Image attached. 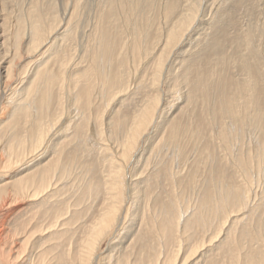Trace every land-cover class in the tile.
Masks as SVG:
<instances>
[{"label": "bare ground", "instance_id": "obj_1", "mask_svg": "<svg viewBox=\"0 0 264 264\" xmlns=\"http://www.w3.org/2000/svg\"><path fill=\"white\" fill-rule=\"evenodd\" d=\"M56 1L0 0V264H264V0Z\"/></svg>", "mask_w": 264, "mask_h": 264}, {"label": "rangeland", "instance_id": "obj_2", "mask_svg": "<svg viewBox=\"0 0 264 264\" xmlns=\"http://www.w3.org/2000/svg\"><path fill=\"white\" fill-rule=\"evenodd\" d=\"M15 1H19V0H6V2H5V8L7 9V12H8V8H12V12H11V17L13 18V17H15L16 16V14L18 13V15H17V17H21V19H23V21L25 22V24L26 23H34L35 24V21H36V23L39 21V23L41 22V19H40V14L43 16V22L42 23H44L45 25H46V21H47V16H49V13H52L51 11V8H49L48 9V7H53L52 5H57V1L56 2H53V1H55V0H37L36 2H35V7H34V9H29L30 7H28V6H26V7H24V8H17V7H19V6H17L18 4H19V2H18V4L15 2ZM45 1V3L43 4L42 2H44ZM50 1V2H49ZM47 2V3H46ZM49 2V3H48ZM15 3H16V6H14L15 5ZM42 4V5H41ZM22 6V5H21ZM17 9H16V8ZM28 7V8H27ZM14 8H15V11L16 10H18V12L16 13L15 11H14ZM31 10H33V12L32 13H30V11ZM48 10H51V11H48ZM39 12H40V14H39ZM47 12V13H46ZM49 12V13H48ZM14 13V14H13ZM13 14V15H12ZM20 14V15H19ZM46 15V16H45ZM244 17V19H243V17ZM16 17V18H17ZM19 17V18H20ZM37 17H38V19H37ZM15 18V19H16ZM239 18L241 19V24H243V22H248V17L246 18V16L244 15V14H239ZM43 24V25H44ZM246 24V23H245ZM259 50H262V49H259ZM228 56V55H227ZM206 65H208V63L207 64H204L203 66L204 67H206ZM207 67H209V65L207 66ZM203 68V69H208V68ZM202 69V68H201ZM211 70V69H210ZM204 71V70H203ZM206 81H208V80H206ZM208 82H212V80H210V81H208ZM207 82V83H208ZM209 84H211V83H209ZM170 88V87H169ZM169 88H168V90H169ZM208 88V90H209V88L210 89H212L211 91H213V92H215L216 91V89L213 87V85H210V86H208L207 87ZM210 90H209V93H213V92H211ZM214 94V93H213ZM212 95V94H211ZM210 95V96H211ZM245 123V122H244ZM247 135V134H246ZM244 139H246V137H245V134H244Z\"/></svg>", "mask_w": 264, "mask_h": 264}]
</instances>
